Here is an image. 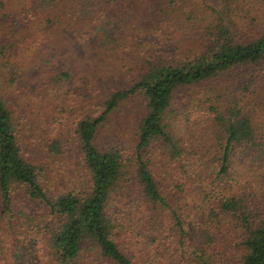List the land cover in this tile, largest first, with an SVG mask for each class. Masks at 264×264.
I'll return each instance as SVG.
<instances>
[{
  "label": "rangeland",
  "instance_id": "374dc122",
  "mask_svg": "<svg viewBox=\"0 0 264 264\" xmlns=\"http://www.w3.org/2000/svg\"><path fill=\"white\" fill-rule=\"evenodd\" d=\"M253 6L247 14L230 17V29L242 38L264 26L261 12L256 9L259 6ZM106 18H114L119 24V45L113 50L96 48L89 34L93 21ZM165 18L167 26L147 31L145 17H4L0 11V97L11 113L21 155L40 168V183L48 196L67 190L85 193L89 188L88 174L79 162L75 122L92 116L109 91L127 87L136 77L141 57L165 56L172 50L174 39L180 40L183 47L198 39L195 32L200 26L196 18ZM60 70L69 73L65 82L54 79ZM209 100L216 104L237 103L248 115L256 140L264 145V60L177 89L163 119L165 130L180 149L179 156H170L157 140L142 157L165 197L173 196L169 187L176 178L183 182L188 199L186 216L181 214L186 229L184 246L178 245L179 230L167 221V214L137 204L141 202V190L132 183L134 175L128 173L118 194H113L124 200L114 198L112 205L122 217L124 213L131 215L127 223L130 231L125 227L117 237L135 264L137 252L134 254L125 244L132 228L143 229L140 235L152 237L157 264H237L245 252L239 241L246 229L232 215L234 212L218 213V202L233 197L237 215L248 214V228L264 220V154L258 156L255 148L234 147L229 152L227 171L217 178L219 159L213 136L221 138V128L197 125L190 129L185 122L190 113L206 111ZM143 110L144 100L137 93L120 101L98 127L95 143L119 148L132 159L136 124ZM52 141L59 144L56 154L48 152L47 144ZM193 152L200 155L195 165L197 155ZM181 165L187 167L188 176L181 173ZM130 201H135L137 207H130ZM194 203L197 208L192 207ZM208 209L210 212H206ZM201 210L205 212H196ZM86 248L91 259L85 263H90L96 257L91 248ZM0 264L11 262L0 257Z\"/></svg>",
  "mask_w": 264,
  "mask_h": 264
},
{
  "label": "trees",
  "instance_id": "16d2710c",
  "mask_svg": "<svg viewBox=\"0 0 264 264\" xmlns=\"http://www.w3.org/2000/svg\"><path fill=\"white\" fill-rule=\"evenodd\" d=\"M253 4L259 6L256 9L264 20V0H0L4 17H145L147 31H159L167 26L165 17H185V21L196 18L201 29L195 32L198 39L186 47L174 39L172 50L165 56L141 57L136 77L127 87L109 91L102 103L95 106L92 116H83L75 122L73 131L79 162L89 177L85 193L71 190L50 196L45 193L40 183V168L22 157L11 113L0 97L2 259L6 257L11 264H135L122 239L117 237L125 227L129 228L131 215L124 213L122 217L120 210L112 205L114 198H121L116 196L117 191L124 185L128 173L134 175L132 183L141 190V202L136 199L137 204H144L150 210L155 207L167 214V221L179 230L178 245L184 246L186 229L181 214L186 216L188 199L183 182L176 178L169 187L173 196L165 197L142 153L160 140L170 156H179L180 149L172 134L165 130L163 119L177 89L198 84L233 67L264 60V26L242 38L229 25L230 17L247 14ZM118 27L114 18L93 21L89 32L93 46L101 50L115 49L119 45ZM68 78V71L60 70L54 79L65 82ZM135 93L142 96L144 110L136 124L132 159H129L119 148L99 147L95 136L119 102ZM213 102H207L206 111L200 109V112L190 113L191 117L187 115L185 122L191 125L190 129L197 125L221 128L223 136H213L217 139L214 149L219 159L215 177L219 178L228 169L231 149L255 148L261 156L264 145L256 140L248 115L237 103ZM47 148L48 152L56 154L59 144L52 141ZM193 154L197 155L195 165L200 155ZM180 168L181 173L187 172L186 166ZM128 205L137 207L135 201ZM236 205L237 201L229 196L222 198L217 208L218 213L234 212L232 215L246 229L239 241L245 252L237 264H264V220L248 228V214L237 215ZM192 207L198 206L194 203ZM202 211L205 212H196ZM155 221L158 226V220ZM141 231L143 229L132 228L130 240L125 244L134 254L137 252L136 264H157L154 241L151 236L140 235ZM86 247L91 248L96 257L90 263H85L91 259L87 257L90 251Z\"/></svg>",
  "mask_w": 264,
  "mask_h": 264
}]
</instances>
